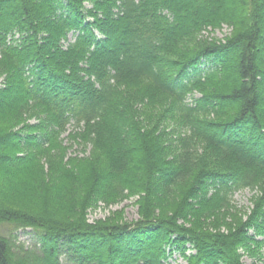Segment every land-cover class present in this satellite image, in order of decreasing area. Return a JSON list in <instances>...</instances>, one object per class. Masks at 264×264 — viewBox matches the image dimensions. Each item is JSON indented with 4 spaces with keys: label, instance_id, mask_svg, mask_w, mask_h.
<instances>
[{
    "label": "trees",
    "instance_id": "obj_1",
    "mask_svg": "<svg viewBox=\"0 0 264 264\" xmlns=\"http://www.w3.org/2000/svg\"><path fill=\"white\" fill-rule=\"evenodd\" d=\"M226 2L0 0V228L36 231L40 264H166L175 254L241 264L242 252L261 253L264 194L245 223L203 228L236 192L264 183V0H232L229 14ZM223 25L224 41L204 36ZM141 102L151 103L143 121L132 111ZM149 112L177 131L152 127ZM70 125L102 168L66 160ZM51 157L56 172L39 166ZM130 197L159 216L89 223V210ZM0 264L32 263L0 232Z\"/></svg>",
    "mask_w": 264,
    "mask_h": 264
},
{
    "label": "rangeland",
    "instance_id": "obj_2",
    "mask_svg": "<svg viewBox=\"0 0 264 264\" xmlns=\"http://www.w3.org/2000/svg\"><path fill=\"white\" fill-rule=\"evenodd\" d=\"M226 6L227 8L225 9L227 11V14H229L230 7L232 5V0H226ZM192 4V3H191ZM236 7V6H235ZM187 10L189 13L192 15L194 9L188 7ZM201 14V13H200ZM232 33V30L229 28V26L223 25L222 28L214 30L209 29V31L205 32V37L213 39V40H225L226 37H228ZM72 39H70V42ZM68 43H65L67 45ZM164 62L162 63V68L167 69L169 67V62L171 60L169 58H164ZM167 74V72H165ZM233 71L231 70L230 76L228 77V81L234 80V75ZM1 79H0V84H1ZM136 81L130 80L129 85L132 87ZM134 88V87H133ZM137 95V93H136ZM194 96V97H193ZM193 96L189 97L188 102L193 103L195 98H200L201 94L196 93ZM150 103V102H146ZM146 103L141 102V104L137 105H132V111L136 112L137 119L142 120V115L146 113V110L149 108V105H145ZM151 104V103H150ZM157 111H164V116L166 117L167 113V108L170 107V101L169 100H164V101H159ZM224 106V104H222ZM165 107V108H164ZM226 107V106H225ZM220 109H224V107H221ZM223 111V110H222ZM160 112H149V117L151 118L152 116V127H158L159 125L162 124L164 128L168 129V132H176L177 130L174 128L175 127V121L173 122L167 120V125L164 124V122H161L158 120L156 116ZM224 113V112H223ZM148 116V114H147ZM225 116H221V118H217L216 116H210L208 117L209 120L211 121H220L224 119ZM37 118V117H36ZM36 118H31L29 119L30 122H35ZM161 119V118H160ZM204 117H202V120ZM143 121V120H142ZM151 125V124H150ZM147 126V125H146ZM174 126V127H170ZM68 132L65 133L62 136V140L64 141V146L68 148L66 160L70 159H80L82 160L81 166L83 164H86L85 162H90L92 161L98 168H102L106 164V158L102 155L100 151L97 150L96 146L94 143H91L89 140L83 141L79 143H76L73 140L69 139V134L74 132V126L70 125L68 126ZM174 137L170 136L169 141H173ZM200 145V150L205 151L206 154L203 153V157L206 161H208V156L209 152L208 149L205 147L203 144ZM204 150H203V148ZM61 158V156L58 157V160ZM255 158H258L257 156ZM55 158L51 157L48 160L46 158L42 159L40 162V168L45 166L47 167L46 169L50 170V172H56L55 169L51 167V164H54ZM77 160V161H80ZM255 160H259L255 159ZM77 161L71 162L70 165L73 166L74 164L77 163ZM65 164V163H64ZM44 168V167H43ZM69 168V167H67ZM215 169V168H214ZM54 176V173H53ZM264 179V176H263ZM158 183H160L158 181ZM179 189L176 190V196H180L182 192H185V189L182 187H177ZM264 183L260 185V187H257L255 189L250 188L246 190H241L239 192H236L233 196V202H232V207L229 210H221L215 213V217L212 218L213 220H206L205 225L203 226L204 231H208V227L213 224L215 228L220 229L223 233H225V229L227 230L228 227L236 224L239 225L241 222L245 223L249 216H251L254 208H256V203L259 200V198L263 197L264 194ZM181 192V193H179ZM10 197V198H9ZM8 199L17 201V200H26V196L23 194L18 197H13L12 195H9ZM177 201H180L179 198H176ZM12 201V202H13ZM141 201L139 200L138 197H130L128 200L121 202L117 205L114 206H104V205H98L96 208L91 209L87 213V218L89 219V223L95 224V223H100V222H108V221H116L120 224H135L138 221H142L146 218H151L152 216L158 217L159 214L157 211H154L152 215L147 213L146 215L142 214V209L140 208V203ZM200 202V200L198 201ZM152 201L150 200V202ZM28 205V203H27ZM145 208V207H144ZM141 212V213H140ZM151 213V212H150ZM148 214V216H147ZM145 216V218H143ZM151 216V217H150ZM261 222L264 223V219L260 220ZM204 223V222H203ZM207 224V225H206ZM210 231V230H209ZM0 232L6 237L9 238L12 241V247L14 249V252L17 255H20V257H25L28 259L32 264H40L42 261V258L44 256L42 246L39 241V237L36 235L37 232L34 231L31 228H15L12 225L6 224L3 227L0 228ZM252 233V232H250ZM242 261L241 264H264V246L262 247L261 253H256V252H242ZM60 261L62 264H72V263H67L65 260V257L62 256ZM166 264H188V261L179 256L178 254H175L172 256V258L166 263Z\"/></svg>",
    "mask_w": 264,
    "mask_h": 264
},
{
    "label": "bare ground",
    "instance_id": "obj_3",
    "mask_svg": "<svg viewBox=\"0 0 264 264\" xmlns=\"http://www.w3.org/2000/svg\"><path fill=\"white\" fill-rule=\"evenodd\" d=\"M153 235L155 236V235H156V233H155V232H153Z\"/></svg>",
    "mask_w": 264,
    "mask_h": 264
}]
</instances>
